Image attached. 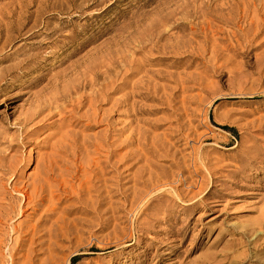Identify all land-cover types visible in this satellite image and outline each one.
Instances as JSON below:
<instances>
[{"label":"rangeland","instance_id":"rangeland-1","mask_svg":"<svg viewBox=\"0 0 264 264\" xmlns=\"http://www.w3.org/2000/svg\"><path fill=\"white\" fill-rule=\"evenodd\" d=\"M263 7L0 0L1 207L31 191L66 118L64 130L107 140L120 161L97 209L104 225L97 212L62 215L72 196L48 223L29 207L0 222V264H264ZM84 72L107 88L96 121L88 107L71 127L45 117L43 100ZM63 220L76 231L49 235Z\"/></svg>","mask_w":264,"mask_h":264},{"label":"bare ground","instance_id":"bare-ground-1","mask_svg":"<svg viewBox=\"0 0 264 264\" xmlns=\"http://www.w3.org/2000/svg\"><path fill=\"white\" fill-rule=\"evenodd\" d=\"M259 21L262 22L263 20ZM86 75L87 72L73 76L59 87L54 88L53 94L44 99L41 104V109L44 108L49 111L45 117L58 116L60 113L66 114L70 118L68 123L71 127L78 121L76 118L78 111L88 107L83 116L87 117L90 122L96 121L95 101L104 95L107 88L101 85L100 89L95 90L98 85V76L95 75V77L87 79ZM88 89H90L89 94L87 93ZM76 94L79 95L74 97ZM61 102L70 106L71 110L65 111L66 108L59 105ZM66 120H61L57 127L58 134H60L59 141L50 148L51 153L47 154L42 163L36 167V178L29 186L31 191L28 192L27 189L28 191L20 193L23 201L22 199L12 201L6 208H2L0 205V222L9 224L8 222L12 221L15 215L30 207L35 213L39 211V218L42 222L48 223L53 218L54 210L63 201L68 202L70 196L73 197V205L68 211L63 208L62 215L63 213H75L78 216H88L96 213L97 209L103 205L102 192L105 191L107 195L112 192V186L107 187L106 184L110 181L116 183L115 180L119 175L118 164L120 163L119 160L111 161L114 158L112 145L107 140L102 139V141L90 142L81 138L80 142L78 135L64 130ZM101 157L104 160H101ZM12 169L15 172L17 168L14 166ZM108 174L114 175V177L110 180L104 179ZM95 215L97 217L96 225L100 227L104 225L99 213L97 212ZM55 224H57L56 227ZM77 225H79L77 221L56 222L51 225L48 234L55 237H66L76 231ZM5 246L0 239V248L3 249ZM8 252L9 259L13 263L15 251L10 249Z\"/></svg>","mask_w":264,"mask_h":264}]
</instances>
